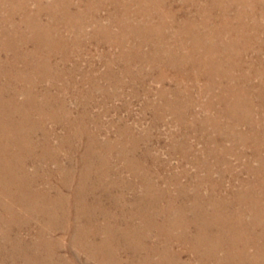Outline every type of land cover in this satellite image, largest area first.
Masks as SVG:
<instances>
[{"label":"bare ground","instance_id":"obj_1","mask_svg":"<svg viewBox=\"0 0 264 264\" xmlns=\"http://www.w3.org/2000/svg\"><path fill=\"white\" fill-rule=\"evenodd\" d=\"M10 1L21 13V20L30 21L25 23L30 30L28 39L32 48L23 49L19 45L16 40L23 45L28 39L22 34H11L7 21L15 13L9 8L3 10L6 13L0 15V53H6V56H0V196L9 198L11 204L9 207L0 202V243H12L11 253H6L11 260L9 264H67L68 261L58 254L53 238L59 231L69 235L70 247L84 252L93 264H264V142L258 130L264 123H254L253 120L252 123L251 117L242 116L248 114L243 110L247 104L249 113L252 111V99H257L261 105L264 103V65L257 66L253 73L260 78L259 82L251 83V73L242 68L246 49L239 47L238 43L235 49L236 40L222 43L218 48V43L212 40L217 30L208 27V21L200 13L202 22L190 19L199 22L197 25L189 23V16H186L180 25L162 34L153 12L144 7L131 10L133 2L141 5L145 0ZM24 1L36 3L35 9L30 11ZM244 1L225 0L223 4L222 0H215L211 6L204 4L199 9L208 17L213 10L225 12L227 7H234L236 17L241 20L247 13L242 4ZM1 3L4 8L7 0H0ZM106 4L112 7L115 19L98 16V10L107 7ZM43 12L50 20L47 23L37 21ZM88 13L90 16L86 18ZM156 14L159 23L164 22V13L157 11ZM103 20L107 21L104 23ZM59 23L63 24L59 26L60 30L63 27L74 35L83 33L89 26L90 38L103 36L109 39L110 44L119 49L118 59L124 64L122 71L129 68L126 62L133 59L145 62L148 57L151 60L148 63L154 66L150 68L159 70L157 80L164 81L168 75L166 71L172 70L170 81L173 87L163 84L156 92L161 105H156L153 111L158 118L161 115L157 112L158 106L163 109L166 106L167 111L184 124L183 128L191 131L203 129V121L200 123L195 118L187 121L177 111L188 104L184 112L191 113L193 107L187 101L193 98L194 92L212 94L215 103L207 98L210 101L205 106L208 109L214 107L218 119H211L209 126L217 132L228 130L237 143H252L253 157L243 164L247 178L236 175L239 186L232 191H223V179L213 181V165L206 164L202 176L196 173L187 184L177 185L175 193L159 189L149 167L140 165L149 153H137V141H128L131 128H125L127 130L121 131L115 139L99 138L100 124H95L96 119L90 118L87 104L79 99L82 94L85 97L90 95L89 92L81 94L77 87L84 79L78 83L73 78V71L80 68L76 62L66 67L72 53L63 54L60 61L52 64V56L59 51L66 52L64 48L68 46L62 30L55 31L57 36H53L52 32ZM129 38H134V44L128 42ZM60 46L64 48L58 49ZM143 46L148 47L149 52H142ZM227 54L229 57L233 54L235 60L228 58V63L224 64ZM115 58L113 56L110 62L118 61ZM256 58L258 64L262 63L259 57ZM186 66L189 69L184 71ZM106 68L107 71L100 73L99 77L107 78L114 87L122 85L119 75L108 64ZM233 70L240 72L235 74ZM46 77L52 81L43 85L42 80ZM99 77L86 78L85 82L97 87ZM200 79H203L201 84ZM186 82L192 87L186 86ZM67 91H79L75 96L80 101H77L80 110L77 109L76 115L61 98V93ZM112 92L108 97L116 93L114 89ZM144 92L149 94L150 90L145 87ZM146 106L152 108L155 104L148 101ZM59 108L64 117L56 115ZM49 119L62 127L63 135L45 129L44 124ZM260 121H263L261 117ZM241 123L249 124L246 132L237 130ZM37 131L43 137L41 143L36 141L44 145L41 153L34 149L37 143L33 142V133ZM53 137L58 139V145L50 151L49 140ZM206 141L216 142L212 135ZM175 142L173 147H176ZM58 151L65 153L62 160ZM245 152L238 153V156L245 155ZM215 159L219 162L216 156ZM251 160L256 161V166H252ZM67 162L68 165L64 166ZM50 163L56 165L57 173L62 176L59 185L51 181L52 171L47 166ZM114 163L122 164L123 169H114ZM123 171H129L132 178H126ZM227 171L230 172L231 168ZM219 173L224 175L222 171ZM230 176L234 178L232 172ZM168 181H175V177L170 176ZM133 182L139 183V190ZM64 188L68 195L78 197L74 205L70 203V210L67 209L69 202L61 201V196L66 195ZM202 188H205L204 194ZM187 189L192 190L191 196ZM51 191L57 193L53 196L54 201L53 198L48 201L52 197ZM102 200L108 201L109 206H105ZM24 214L31 221L28 225H34L32 220L40 224L37 229L27 226L29 239L20 234L12 235L11 224L22 220ZM22 227L18 226V230L21 231ZM184 253H189V258L182 259ZM2 255L0 252V258L5 261L6 257Z\"/></svg>","mask_w":264,"mask_h":264},{"label":"rangeland","instance_id":"obj_2","mask_svg":"<svg viewBox=\"0 0 264 264\" xmlns=\"http://www.w3.org/2000/svg\"><path fill=\"white\" fill-rule=\"evenodd\" d=\"M76 1L77 0H73L74 3H76ZM145 1L146 2L141 5L133 2L130 5L131 10H134L135 8H139V7H144L151 13L153 12L152 14H153L154 20L157 21L159 26L161 25L162 27V28L160 27L161 33L162 32L168 33L169 29L172 30L174 29V27H177L178 25H180L179 22L183 21L186 18V16L187 17L189 16L188 18L189 23H191L192 25H197L199 22L191 21L190 19H197V21L202 22V18L199 17V13H200L203 19L205 18L206 21H208V25H209L208 27L215 28V30H217L214 33L215 37H213L212 40L218 43V48H220L221 46L220 44L222 43L224 44L228 41L236 40L234 43L236 44L235 49L238 46L242 48L244 47L246 49V53L243 56L242 68L245 71L248 70V72L251 73L252 75L251 79H253V80L250 79L251 83L257 84L259 82L260 78L257 75H254L253 73L255 72L256 70L255 68L257 66L259 67L260 65L262 67L264 65V62H263L264 61V39H263L264 38V19H263L264 18L263 17L264 16L263 14L264 13V9H263L264 0H260L261 2L259 0L244 1V3L242 4L247 9V13L245 17L243 16L241 18V20L240 18L236 17V14H235L236 11L234 7H227L228 10L226 9L225 12H220L219 10H216V11L213 10L212 13L208 15V17L202 12H200L199 8L205 6L204 4H208L209 6H211L210 3H212L215 0H198V1L197 0H192V1L190 0L189 1L188 0L187 1H184V0H174V1L173 0H145ZM149 1H152L153 3H150ZM158 2H161L162 4L160 5V3ZM24 3L26 6H28L27 8L30 11L35 9L36 3L31 2V1H27V2L24 1ZM74 3H72L73 9H75V7L73 6L75 5ZM222 3L225 4L226 3L225 0H222ZM15 8L16 7L14 6V3H12L10 0H7V3H5L4 8H3L2 3L0 5V15L1 16H3L2 14L5 15L6 12L3 10H6V9H8L10 12L15 13L12 18L13 20L10 19L9 21H7L8 23L7 26L9 27L8 29L11 30V34H14L15 36H18V34L19 35L22 34L24 35V37L28 39L30 30L26 26V23H30V21L23 22V20H21L22 19L21 13ZM157 11L158 13H164V17H163L164 22H162L161 24L159 23L158 19H156L158 17V15L156 14ZM112 12H113V9L108 4L107 7L105 8L102 7L101 9L98 10V16L100 18L102 17L110 18L111 17L112 19H115L116 17L112 15ZM87 16L88 17L90 16L89 13L85 17L87 18ZM129 16L132 17L133 14H130ZM223 18L224 19L226 18V19L224 20ZM37 21L38 22L41 21V23H47L50 20H48L47 13L43 12V13H40L39 19L37 18ZM106 21L107 20H103L104 23ZM61 25L63 24L59 23L56 27V30H53L52 33L54 37L57 36L56 32L60 30L59 26ZM244 27L246 28L244 29ZM114 29L116 28L114 27ZM61 30L65 34L68 40L67 41L68 46L66 45L67 47L65 48L64 46H60L58 48V49L64 48L66 52L59 51L57 55L52 56L53 57L52 64L55 63L56 61H60V58L63 54L72 53L69 61L66 64V67L69 68L74 62H76L80 68L79 70H75V71L72 70L75 73L73 78H75V80L78 83L82 79H84L83 84L82 83L78 84L77 87L79 88L81 94L82 93L86 94V92H89L90 95L88 94L85 97V95L82 94L81 98L79 99L80 100L83 99L82 101H84L87 104V109H88L90 118L96 119L94 121L95 124H98V125L100 124L99 125L100 127L99 138L102 140L105 138L115 139L116 137L118 138L121 131L131 128L130 131L128 130L130 133L128 141L129 142L137 141L138 151H139L137 153H140V151L142 152L147 151L149 153L146 159H144L142 162L140 161V165L143 167L144 165L149 167V169L151 170L150 173L152 174V178L155 181V183L158 184L159 189H163V190L169 189L170 192L175 193L177 189L176 188L177 185L187 184L189 180L191 179V177L194 176L196 173L202 176L205 173L204 166H206V164L213 165L212 167V169L214 168V170H212L213 171L212 172L213 181L220 180V178L223 179L222 186L223 188H225L223 189V191L224 190L232 191L239 186L238 181L235 179L236 175L240 176L241 178H247V174L243 170V164L245 163V160H248L250 157H253L252 143L251 142H248L247 144L237 143L236 140H234V137L228 134L229 133L228 130H222L221 132L219 131L217 132V131H214V129L211 126H209L211 119H215V120L218 119L217 113L215 112L216 109L214 107L208 109L207 106H205L210 100L212 103H215V98L212 96V94L205 93L204 95H199L194 92L193 98H191L190 101H187L190 103V105L192 104L193 108H192L191 113L184 112L185 107H187L188 104L183 108L181 107L182 109L180 108V110L177 111L179 112L178 114H180L181 117L184 116L183 118L186 119L187 121H190L191 118H195V120H197L198 122L200 121V123H202L203 121L202 123L204 124L203 129H200V130L197 129L196 131H191V130H187L183 128L185 127L184 124H180L177 117H174L172 113L167 111L166 106L164 109L162 108V106H158L160 107V109L157 112L161 114L159 116L160 118H158V116H156V114L153 111V109L156 108V105H161V101L158 99L156 92L157 90L161 88V86H163V84L166 86L168 85V86L173 87V83L170 81L172 79L171 77H173L172 70L170 71L169 69L168 71H166L168 75H166V79H164V81L157 80L156 74L159 70L158 69L152 70L150 68L154 66L153 65L150 66V64L148 63L151 61L149 60L150 57H148L145 60V62L141 61L139 63L137 60L135 61L134 59L133 61L126 62L127 63L126 66L129 68H127V71L126 70L122 71L124 68V64H123V61H121L122 63L121 64L118 59L119 49L116 46L110 44L109 39H104L103 36L96 38V39L90 38L88 36L90 33L89 26L85 27L84 32L78 33V35L76 33L75 35L73 33H69L68 31L64 30L63 27H61ZM235 34H237V36ZM246 34H248L249 36ZM153 36L154 35H152L151 37L153 38ZM140 39L143 40L141 36H140ZM252 40L254 41L252 42ZM16 41H18L19 45H21L23 49L30 50L32 48V43L29 42L30 41L29 39L27 40L28 42H26L27 45L26 44L22 45L19 42V40H16ZM128 42L130 44H134L135 40L134 38H129ZM237 43H238V46H237ZM213 49H216V48H213ZM141 51L146 52V53L149 52L148 47H145V46L141 47ZM257 51L258 53H256ZM7 55H10V53L7 52ZM0 56L1 58H5L6 53L1 52ZM113 56H115L116 57L115 59H118V61L114 60L113 63L110 62ZM231 57H229V54H227V58L225 59L226 61L224 62V64L228 63V58L235 60V57L233 56V54H231ZM256 57H259L262 60V63L258 64ZM235 63H238V62H235ZM106 64L110 66L111 70H113V72L116 73L117 76L119 75L118 77L121 79V83L123 86L120 85L118 87H114L107 78L99 77L100 73H104L107 71ZM249 66H252V68H249ZM188 69H189L188 66L184 67V71ZM232 72L235 74H239L240 71L233 70ZM95 76L99 77L97 81V87L103 88V90L105 91L98 89L96 86H94L93 88V86H91L89 82H85L86 78H94ZM50 81H52V79L49 77H46L44 78V80H42V84L43 85L49 84ZM139 81L141 83H139ZM202 82H203V79H200L199 83L201 84ZM199 83L197 85H199ZM185 85L192 87L191 83L186 82ZM145 87H147L150 90L149 94L144 92ZM113 89L115 90L116 93L108 97V93L109 92L113 93L112 92ZM78 93L79 91L78 92L67 91L65 93H61L62 94L61 98L66 103V106L68 107V109L73 110V115H76L77 109L80 110L77 106V103L80 101L76 100L75 98V96ZM262 94L264 97V92H262ZM207 98H209L210 100H208ZM148 101L153 102V104H155V107L153 106L152 108H150L146 106L148 104ZM252 101L254 103V105H252V111L250 112L252 114L249 113V104H247L248 107L243 110L245 113L248 112V114L242 115V116L251 117L250 122L252 123L253 121L254 123L255 122L264 123V103L263 105H261L257 99L255 100L252 99ZM56 115H59L60 117H64V114L60 108H59V112L56 111ZM59 116L57 118H59ZM260 117L262 118L263 121H260ZM44 127L45 129H51L55 131V133L60 136L63 135L64 133L62 127L57 125L55 121H52V119L47 120L46 123L44 124ZM248 128H249L248 123L247 124L241 123L237 125V130L239 129L238 131L246 132ZM258 130L260 131L259 137H261L262 141L264 142V125L260 126ZM33 134H34L33 142L39 141V143H41L43 139L41 132L37 131V132H34ZM131 134L133 136H137V138L133 137ZM210 135H212L215 138L216 140L215 143L206 141V138ZM146 137H147V140H145ZM49 141H50V151L54 150L55 147H57L56 144L58 145V139L56 137H53ZM174 142L176 144V147H173ZM34 146H35L34 149L36 153H41L42 149L44 150V147H43L44 145L42 144L37 143ZM211 149L212 151L208 153V151H210ZM242 151H246L245 155L238 156V153ZM64 156H65L64 151H61V152L58 151V157L60 160H62ZM215 156L217 157V160L219 162H216ZM194 159H198V161ZM68 163L69 162L64 163V166H67ZM114 164H113L114 169L116 168H119L120 170L123 169L122 164L120 163H116L115 165ZM251 164L252 166H256V161L251 160ZM47 166L52 171L51 181L59 185V183L62 180V176L57 173L56 165L53 163H50ZM229 167L231 168L230 172L227 171V169H230ZM221 171L224 172L223 176H220L219 172ZM231 172L232 174H234V178L230 176ZM122 173L126 176V178L131 177L129 171L127 172L123 171ZM185 173L186 175H184ZM170 176L173 178L175 177V181H172V182L168 181L170 179ZM133 183L135 184L136 188L139 190L140 188L137 187L139 183L138 182H133ZM75 184L73 183V185ZM64 189L65 190H63V193L65 192L66 195L65 193H64L65 196L60 195L61 201L64 200L65 204L69 202L67 209L70 210L69 209L70 203L74 205V202L78 197L68 195L67 189L66 188ZM201 191L204 194L205 188H202ZM51 192H52L51 193L52 197H50L48 201H51L52 198H53L52 201L55 200L53 196H55V194L57 193L54 191H51ZM186 192L188 193L189 196H191L192 190L187 189ZM162 199L166 200L165 198H162ZM105 201L106 200H102L104 205L109 206V202L106 201L105 203ZM114 201H116V199ZM0 202L10 207L11 200L9 198H3L2 196H0ZM11 207L12 209L14 208L13 205ZM57 208H59V205ZM22 217H21L22 220H20L19 222L11 224V227L13 228L12 235L14 236L16 234H20L21 236H24L25 238L29 239V235L26 234L29 232L27 228L29 226H32L34 229H37L38 228L37 226H40V224L37 221L32 220L34 225H28L30 224L31 221L25 216V214ZM21 221H22V224H21ZM158 221H160L159 217H158ZM20 225L23 226L21 231L18 230V226ZM137 225H139V223ZM1 227L4 229L6 228V227H3L2 224H1ZM53 238L55 239V243L57 245L58 254L60 255V257H63L66 261H68V263L70 262L69 264H93L92 261H88L89 259L86 258V255L84 252L82 253L78 249L76 248L74 249L72 246H71L72 248L70 247L69 235L63 234L62 232L59 231L53 235ZM11 246H12V243L10 244L0 243V252L3 254L2 256L6 257L4 258L5 261H3L0 258V263L1 262L3 264L10 263L11 260L9 259V257H7L8 255L6 256V253L8 254L11 253V250H12ZM20 248L22 249L23 247L21 246ZM72 256H74V260L72 259L73 261L71 260ZM189 256H190L189 253H184L182 254V259H187L189 258ZM75 259H76V262H75Z\"/></svg>","mask_w":264,"mask_h":264}]
</instances>
